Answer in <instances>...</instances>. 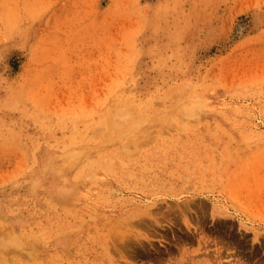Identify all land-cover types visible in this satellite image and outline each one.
<instances>
[{
	"label": "rangeland",
	"instance_id": "obj_1",
	"mask_svg": "<svg viewBox=\"0 0 264 264\" xmlns=\"http://www.w3.org/2000/svg\"><path fill=\"white\" fill-rule=\"evenodd\" d=\"M1 234L0 264H264V0H0Z\"/></svg>",
	"mask_w": 264,
	"mask_h": 264
},
{
	"label": "bare ground",
	"instance_id": "obj_2",
	"mask_svg": "<svg viewBox=\"0 0 264 264\" xmlns=\"http://www.w3.org/2000/svg\"><path fill=\"white\" fill-rule=\"evenodd\" d=\"M121 107H125L126 108V106H121ZM128 108H126V110H127ZM122 111V112H121ZM120 111V113H119V119L120 120H122V121H124L126 118H127V111H124V108H123V110H121ZM126 136V134H124V137ZM211 214L209 213V205H208V203L206 202V201H203V200H201V199H188V200H186V201H184V202H182V203H180V204H176L175 206H176V209H175V211L174 212H171V214L172 213H176V216L177 215H179L180 217H181V220L182 221H184L185 222V224H187V225H189L190 224V221L191 220H193L194 222H195V225H196V228H197V230L201 233H204V234H202L199 238H198V243L199 244H203L204 242H206V240L204 239V236H206V234H205V232L206 233H208L207 235H210V236H212V237H214L215 239H216V241H219L224 247L226 246L227 247V245H226V243H229L228 245H230V244H232V238H230V239H226V241H224V237H221V235L223 234V227L224 226H226V223H227V221H221V220H218V223H217V225H215L213 228H211V227H209V229H206L207 228V226H205V224H207L205 221H208L207 219V217L210 215V216H212V217H215V219H216V217L217 216H224V215H231V213L230 212H228V211H226L225 209H222L221 207H219L217 204H215L214 202H212L211 203ZM169 211V210H168ZM143 212V211H142ZM170 212H167L168 214H170ZM164 214H167V213H165V212H163ZM163 214V215H164ZM172 215H175V214H172ZM162 216V215H161ZM167 216V215H166ZM209 216V217H210ZM144 217V216H143ZM168 217V216H167ZM146 218V217H145ZM150 218H152V217H150ZM162 217H159V219H157L155 216L153 217V221H155V222H157L158 224H157V226L160 224V226L161 225H164V224H162L159 220L161 219ZM169 218V217H168ZM167 218V219H168ZM172 218H174V217H172ZM177 218V217H176ZM207 218V219H206ZM144 219V218H143ZM142 218H141V220H143ZM148 219V218H147ZM166 219V218H165ZM166 219V220H167ZM170 220H168L167 222H168V224L171 222V216H170V218H169ZM165 220V221H166ZM173 220V219H172ZM228 220V219H227ZM162 221V220H161ZM176 220L174 219V222H175ZM145 222V221H144ZM148 222H149V220H148ZM147 221L145 222L146 224L148 223ZM151 222H152V220H151ZM178 222H179V220H178ZM154 223V222H153ZM149 224V223H148ZM147 224V225H148ZM152 224V223H151ZM170 225V224H169ZM234 225V224H233ZM144 226H146V225H143V227ZM152 226V225H151ZM155 226H156V223H155ZM189 227H191V226H189ZM146 228V227H145ZM147 228H148V226H147ZM149 228H151L150 227V225H149ZM153 228H154V226H153ZM157 227H155V229H156ZM226 228H227V226H226ZM222 229V230H221ZM151 230V229H150ZM146 231V230H145ZM197 231V232H198ZM205 231V232H204ZM182 233H184L183 231H181ZM4 233V232H3ZM210 233V234H209ZM6 234V233H5ZM4 234V235H5ZM211 234H214V235H211ZM232 234V233H231ZM4 235H0L1 237L2 236H4ZM235 236V235H234ZM229 237V236H228ZM177 238V237H176ZM182 238V240H188V239H191V235L189 234V233H187V232H185L184 234H183V236L181 237ZM7 239H8V241L9 242H12V240L11 239H16V237H8L7 236ZM131 239H133V238H129V240H127V241H129L128 243L131 245V242H132V244L133 243H137V242H134V239L133 240H131ZM204 239V240H203ZM201 241H203V242H201ZM7 244L8 242L5 240V241H3V237L2 238H0V249H4L2 246L4 245V244ZM138 243H140L141 244V242H140V240H139V242ZM134 244L133 245V247L136 249L137 248V245H139V244ZM6 244H5V246H6ZM9 244V243H8ZM8 244H7V246H8ZM4 246V247H5ZM114 247V246H113ZM141 247H143L142 246V244H141ZM181 247V246H180ZM139 248V247H138ZM144 248V247H143ZM7 249H9V248H7ZM178 249H179V246H178ZM5 250V249H4ZM3 250V251H4ZM137 250V249H136ZM2 251V253H4ZM9 251V250H8ZM128 251V250H127ZM132 251H134V249L132 250ZM170 251V250H169ZM138 252V251H137ZM7 253V252H6ZM141 253L142 254H144V252L142 251V248H141ZM141 253H140V255H141ZM145 253H147V252H145ZM2 255V254H1ZM147 255V254H146ZM143 256V255H142ZM148 256H151V255H148ZM150 258V257H149ZM161 261V260H160ZM173 263V262H172Z\"/></svg>",
	"mask_w": 264,
	"mask_h": 264
}]
</instances>
